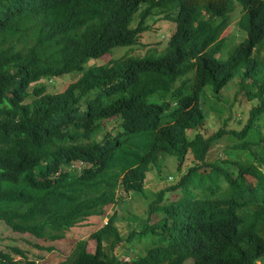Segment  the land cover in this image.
I'll return each instance as SVG.
<instances>
[{
	"label": "trees",
	"instance_id": "16d2710c",
	"mask_svg": "<svg viewBox=\"0 0 264 264\" xmlns=\"http://www.w3.org/2000/svg\"><path fill=\"white\" fill-rule=\"evenodd\" d=\"M169 4L175 29L161 56L89 65L136 45L151 13ZM236 5L246 40L233 47L222 36ZM71 73L80 78L63 93L30 92ZM236 79L257 104L240 132H228L242 141L228 159L208 162L225 131L201 132L203 93L219 96ZM113 119L121 131L104 132ZM263 125L264 0H0V222L56 242L92 217L108 219L77 242L71 264L263 262L264 157L252 148H264ZM167 157L186 174L157 193L148 222L125 238L110 208L144 194ZM136 239L145 254L118 258ZM0 264L35 263L0 253Z\"/></svg>",
	"mask_w": 264,
	"mask_h": 264
},
{
	"label": "rangeland",
	"instance_id": "374dc122",
	"mask_svg": "<svg viewBox=\"0 0 264 264\" xmlns=\"http://www.w3.org/2000/svg\"><path fill=\"white\" fill-rule=\"evenodd\" d=\"M175 6V4H169L163 8H158L157 11L154 10V13L152 12L151 17L145 22L142 38L136 45L117 47L111 54L104 56L100 60H91L89 65H104L111 59H119L123 56H161L162 50L168 46L170 38L174 33L175 25L167 19V16L169 11ZM242 15V7L236 5L235 10L231 14L230 26L222 36L233 47L246 40L240 27ZM174 16H177V11H175ZM138 21L139 16L136 15L133 23L134 27L138 24ZM153 48L160 50V52H149ZM191 57L193 58V56ZM79 78L80 75L78 73H71L55 78L51 82L48 79H43L42 81L34 83L30 92H33L34 87L45 86L48 93L60 94L70 84L77 82ZM31 100L32 98L28 102ZM256 104L257 101H251L247 97L246 91L240 85V79H236L230 83L219 96H216L210 88L205 90L201 99V106L206 114V120L201 132L205 133L206 137H208L217 133L219 130L223 129L225 131L222 139L212 145L207 155L208 162L228 159L227 152L232 151L237 143L242 142L233 137L234 135L228 134V132H240L246 125L249 114ZM119 124L120 120L118 119L106 122L104 124V132L108 131L111 134H115L121 131V129L119 130ZM262 129L264 132V125ZM196 134V131L188 132L190 138H193ZM252 148L257 154L264 157V148L262 145H252ZM242 159H245V156ZM192 164L193 160L189 158L187 165ZM263 168L264 165L262 166ZM183 169L182 171L178 170L176 158H165L161 172L156 168H152L148 173L144 194L124 195L122 199L110 208L109 215H117L118 229L125 238L134 230L140 231L142 226L148 222L150 203L156 199V195L160 190L168 189L178 183L188 170L185 166ZM202 183L203 187H215L209 179H203ZM107 221L108 219L92 217L91 220L78 227L76 226L77 228L75 227L71 232L66 233L63 240L56 242L39 240L32 236L15 233L3 222H0V253H7L12 255L16 260L25 259L35 264H71L77 242L80 240H90L89 238L92 233L99 230ZM91 244L92 242H90ZM49 247H53L52 252L47 251ZM92 247L90 246V251H92ZM145 248L146 246L136 239L132 244L127 243L119 246L114 253L119 254L118 258L125 260L128 257L135 258L144 255ZM14 249L19 250L25 257L17 253ZM257 264H264V261L258 262Z\"/></svg>",
	"mask_w": 264,
	"mask_h": 264
}]
</instances>
